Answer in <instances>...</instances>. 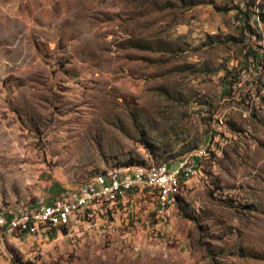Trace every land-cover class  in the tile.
Returning <instances> with one entry per match:
<instances>
[{
    "label": "rangeland",
    "instance_id": "374dc122",
    "mask_svg": "<svg viewBox=\"0 0 264 264\" xmlns=\"http://www.w3.org/2000/svg\"><path fill=\"white\" fill-rule=\"evenodd\" d=\"M260 9L0 0V207L45 201L129 158L172 168L212 144L164 216L131 199L47 235L0 229V264H264Z\"/></svg>",
    "mask_w": 264,
    "mask_h": 264
},
{
    "label": "built area",
    "instance_id": "2783aa9c",
    "mask_svg": "<svg viewBox=\"0 0 264 264\" xmlns=\"http://www.w3.org/2000/svg\"><path fill=\"white\" fill-rule=\"evenodd\" d=\"M212 144L190 149L170 163L147 161L106 167L84 179L76 188L61 192L51 201L33 205L0 207V229L4 233L42 236L51 231L72 229L95 217L125 210L131 199L150 203L155 216H164L176 203L180 189L197 175ZM90 222V221H89Z\"/></svg>",
    "mask_w": 264,
    "mask_h": 264
},
{
    "label": "trees",
    "instance_id": "16d2710c",
    "mask_svg": "<svg viewBox=\"0 0 264 264\" xmlns=\"http://www.w3.org/2000/svg\"><path fill=\"white\" fill-rule=\"evenodd\" d=\"M248 16L249 15L247 13H245V18L246 19H247ZM256 19L261 24L262 30H264V12H262L261 9L259 10L258 13H256ZM257 21H255V24L258 23ZM226 85L227 86L230 85V81H228ZM131 163H141V160H134L132 158H129L126 161L122 162V164H131ZM55 193H57V191L56 192H53V195L54 196L48 197L47 200H45V201H51L52 199H54L55 197H57V195H55Z\"/></svg>",
    "mask_w": 264,
    "mask_h": 264
}]
</instances>
